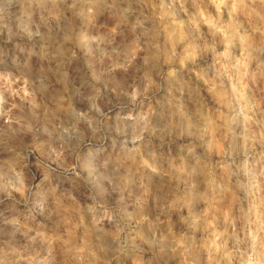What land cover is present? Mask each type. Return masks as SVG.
Masks as SVG:
<instances>
[{
	"label": "clouds",
	"instance_id": "9594fccd",
	"mask_svg": "<svg viewBox=\"0 0 264 264\" xmlns=\"http://www.w3.org/2000/svg\"><path fill=\"white\" fill-rule=\"evenodd\" d=\"M0 264H264V0H0Z\"/></svg>",
	"mask_w": 264,
	"mask_h": 264
}]
</instances>
